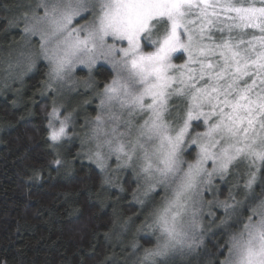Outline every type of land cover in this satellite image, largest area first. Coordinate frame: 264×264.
I'll return each instance as SVG.
<instances>
[{"label": "snow or ice", "instance_id": "6c2138e0", "mask_svg": "<svg viewBox=\"0 0 264 264\" xmlns=\"http://www.w3.org/2000/svg\"><path fill=\"white\" fill-rule=\"evenodd\" d=\"M246 2L247 0H105L101 5L103 13L98 25L92 26L83 39L79 35L66 38L62 54L55 51L49 54L48 49L43 44L40 45L41 55L51 62L49 75L54 79L64 80L77 64L87 65L91 70L101 58L111 61L118 77L121 71L127 73L124 83L114 79L111 84L105 85V99L101 100V108L120 98L122 107L131 106L129 116L137 109L151 110L152 115L140 125L139 135L134 143L129 142L128 150L123 142L116 143L115 147H111V141L107 142L110 151L116 155L117 167H120V161L129 164L139 147L143 151L142 171L151 176L152 159L144 144L140 143V137H157L159 147L156 152L162 153L157 159L162 167L157 166L155 170L162 176L174 174L181 164V147L191 122L203 117L207 124L211 117H218L215 123L208 126L207 131L197 132L191 139L193 145H199L197 159L195 163L188 164L187 171L175 189L174 199L168 202L155 220L165 239L155 248L144 249L140 264H167L166 260L158 261L156 258L166 257L176 243H185L182 239L184 234L177 231L175 223L185 208L182 198L191 199L189 194L195 190L198 181L204 185L211 184L214 174L227 173L229 166L240 157H246L251 164L264 161V6H255L256 2L264 5V0H253L245 6ZM50 15L45 9L44 17L36 18L37 23L41 19H48ZM71 18L64 14L60 20L52 18L50 23L56 31H62L67 28ZM154 21L163 28V34L157 39H153ZM220 25L222 27L219 31L223 33L226 29L229 35H222L217 43L210 32ZM249 28L258 29L261 35L253 36L248 41L231 35L233 29L243 33ZM24 31L33 35L38 32L35 25L25 27ZM39 34L43 39V33ZM71 36L69 33V37ZM109 36L127 41V47L117 48L114 44L107 43L106 38ZM142 37L151 41L155 46L154 51L142 50ZM257 45L260 51L256 50ZM118 53L120 56L116 59ZM174 54L178 60L183 59L184 54L187 58L182 64L176 65L172 63ZM216 57L218 59H214ZM32 66L30 63L29 67ZM173 69L177 72L175 76L169 75ZM257 80L260 84L258 92L254 91ZM137 85L142 87L137 89ZM47 87L51 85L48 84ZM183 95L190 98V105L182 127L172 136L163 119L167 111V98ZM148 98L150 102L146 103ZM205 103L210 105L211 111H203ZM49 116L58 119L59 110L53 107ZM68 119L69 117H65L60 120L58 128L49 122L48 135L52 142H59L67 135ZM95 119L98 122L96 130L99 131L102 120L100 116ZM257 124L259 132L256 130ZM217 135L220 139H217ZM222 140L226 146L214 151ZM94 155L100 168L104 169L107 163L102 154L97 151ZM208 161L212 162L211 170L205 167ZM53 163L60 165L61 160L56 159ZM255 180L256 174L250 172L246 187L251 188ZM153 187L155 185H149L147 191H151ZM220 203L227 210V203ZM148 227L151 228L152 225ZM245 227L248 228L249 225ZM232 247L237 249V257L231 264H264V219L252 226L249 238L243 244L237 241ZM225 264L229 262L225 261Z\"/></svg>", "mask_w": 264, "mask_h": 264}, {"label": "trees", "instance_id": "16d2710c", "mask_svg": "<svg viewBox=\"0 0 264 264\" xmlns=\"http://www.w3.org/2000/svg\"><path fill=\"white\" fill-rule=\"evenodd\" d=\"M28 2L0 0V264H140L144 249L160 243L153 233L161 208L158 193L141 197L131 170L108 180L97 163L83 155L74 134L97 114L99 95L114 70L101 63L92 74L79 72L87 84L62 102L74 110L76 126L69 137L52 142L48 125L55 95L46 89L47 61L38 57L36 44L25 39L28 9L23 7ZM247 31L261 35L258 29ZM231 35L245 40L240 33ZM56 159L60 165L53 163ZM224 184L220 199L230 200ZM251 187L245 199L235 191L231 201L241 203L235 218L211 226L191 250L156 259L167 264H223L232 238L264 199V161Z\"/></svg>", "mask_w": 264, "mask_h": 264}, {"label": "rangeland", "instance_id": "374dc122", "mask_svg": "<svg viewBox=\"0 0 264 264\" xmlns=\"http://www.w3.org/2000/svg\"><path fill=\"white\" fill-rule=\"evenodd\" d=\"M252 2L253 0H251L249 3ZM103 3H105V0H29L28 4L23 7V10L28 9V11L25 12V27H32L35 25L36 29L38 30L37 34L35 35H33L31 32H25V39L36 44L37 47L34 44L33 45L37 48L38 57L47 61L49 65V72L52 67L51 62L41 55L40 45L43 44L44 47L48 49L49 54L54 51L62 54V50L65 47L63 42L66 38L71 39L79 35V37L83 39L87 36V32L91 30L92 26L98 25L99 17L103 13V9L101 7ZM247 4H245V6H247ZM255 6L260 7L264 5H260L258 2H256ZM29 8H35V10L30 12ZM53 8H55L54 12ZM45 9L51 13V15L48 19H41L39 23H37L36 18L44 17ZM64 14L70 15L72 17L71 21L68 23L65 30L56 31L54 26L50 23V20L52 18L60 20ZM189 18L191 19L192 17ZM220 27H222V25L213 28L210 32V35L214 37L217 43L220 42V39L217 37L219 34L221 36L225 34L229 35L226 29L223 33H221L219 31ZM152 31L153 39H157L163 34V28L161 27V24H157L155 21L152 23ZM39 33H43V39H41ZM69 33L72 34L71 37H69ZM237 33H239V30L233 29L231 34ZM248 33L249 31H247V29H245L243 33H240L245 37L246 41L251 40L252 37L255 36H250ZM259 33L260 32H258V34ZM106 40L107 43L114 44L117 48L127 47V41L120 40L117 37L109 36L106 38ZM205 42L208 41L206 40ZM141 48L145 52L155 50V46H153L145 37L141 38ZM119 56L120 54L118 53L116 59H119ZM186 58L187 56L184 54L183 59L178 60L175 58L174 54L172 63L176 65L182 64ZM28 59L33 60L32 56H29ZM214 59H218V57ZM9 61L11 62V60ZM101 63L110 66L114 70V77L108 84H111L114 79H119L120 83L125 82L127 73L121 71L118 77L117 71L111 61L102 58L97 60L96 64L91 70L88 69L87 65L77 64L73 72L66 76L64 80L54 79L49 75L48 81H50L51 87H47L46 89L47 91L52 90L54 92L55 103L53 107L59 110V118L53 119L50 117V122L54 127L58 128L59 121L63 120L65 117H69L67 135L63 138L69 137L70 134L73 133L71 130L74 128L73 125L76 126L74 110L70 111L69 109L67 110L66 107H63L62 102L64 104L67 103L65 96H67L69 93L72 94L73 92H76L75 90H78L87 84L84 80H82L83 78L79 76V72L81 70H85L92 74L95 67ZM169 75H177L176 70H171ZM248 83H251V80H248ZM175 86L176 85H173V87ZM141 87L142 85H137V89ZM104 88L99 95V109L95 117L89 120L86 123L84 129L81 131L74 129V134L81 140L82 153L88 158L90 156L93 157L90 160L96 162L94 154L99 151L107 163V166L102 170L105 172L108 180L110 181H116V179H118V174H122L128 170L134 172V177L140 184L138 194L141 197L147 195L149 197L152 192L155 194L158 193L160 198V203L158 206L161 207L158 213L159 215L163 209L167 207L168 202L174 199L175 189L179 184L181 177H183L184 172L187 171L188 164L195 163L197 159L199 145H193L191 143V139L196 135L197 132L203 133L207 131L208 126L215 123L218 117H211L207 124L204 122L203 117L191 122V127L189 128L188 133L185 135L184 143L181 147V164L179 166V170L174 174L169 173L167 176H162L155 170L157 166L162 167V165L158 163L157 159L158 155H161L162 153L156 152V149L159 147V138L153 137L152 139H148L147 136L140 137V143L144 144V147L147 149L153 163L152 173L151 176H149L147 173L142 171V165L144 163L143 151L139 147H137L136 155L129 164H124L122 161H120V167H117L118 162L116 160V155L110 151V145L107 142H112L111 147H115L116 143L118 142H123L126 145V150H128L129 142L134 143L136 137L139 135L140 125H143L144 121L148 120L152 115L151 110L137 109L131 116H129L131 106L122 107L120 98L112 100L110 103L105 104V106L101 108V100L105 99ZM255 90L256 92L260 90L259 80H257V87ZM169 91H171V89H169ZM71 94L69 95V99H71ZM252 98L254 99L255 96L253 95ZM167 99V111L164 113L163 119L168 125L169 134L175 136L182 127L183 121L186 118V112L190 105V98L187 95H183L169 96ZM74 100L76 102L77 98H74ZM59 101L61 102L62 106H60ZM149 102L150 98L146 99V103ZM203 111H211L210 105L205 103L203 105ZM97 116H100L102 120V123H99V128L101 129L99 131L96 130L98 127V122L95 118ZM113 129H115V131H113ZM256 130L257 132L260 131L258 124L256 125ZM217 139H220L219 135H217ZM257 144H259V140H257ZM221 146H226L225 141L222 140L221 144L217 145L214 151H219ZM190 156H192L191 159H189ZM260 163L261 161H256L255 164H251L246 157H240L237 159V161H234L233 164L229 166L227 173L223 175L214 174L211 184L204 185L202 182L198 181L195 190L189 194L191 199H187V197L182 198L185 203V208L181 212L180 216L176 219L175 223L177 231L184 234L182 239H184L185 243H176L175 247L169 251L168 255L173 251L178 252L180 250H191L198 244L199 238H202L206 230L209 231L211 226L217 222L227 223L231 219L235 218L239 212L241 203H233L231 199L237 195L234 194L235 191H241L244 194V199L245 196L251 194L250 192L252 187H246L247 182H243V179L246 177L248 180L250 172H254L256 174L258 168L260 167ZM97 165L99 166L98 163ZM205 167L211 170L212 162L208 161L205 164ZM201 180H203V176L201 177ZM228 180H230L229 183L231 182L230 185L226 183ZM223 184L227 185L229 189L228 193L230 200L220 199V192L222 190L221 187ZM149 185H155V187H153L151 191H147ZM146 192L147 194H145ZM221 201L227 203V210H225V207L222 206L220 203ZM158 208H156V210H158ZM173 211H175V209H173ZM262 219H264V199H262L254 208L251 209V215L245 223V225H249V227L246 228L244 225L243 229L232 238L230 249L231 254L229 251V255L225 261H228L229 264H231V262L236 259L237 249L233 248L232 245L237 241L240 242V244H243L249 238V232L252 230V226L257 225ZM154 227L155 229H153V233L155 235L157 234L160 243L163 242L165 236L161 233L159 226L157 225L156 227V223ZM192 236H195L196 242L190 244V238ZM225 261L223 264H225Z\"/></svg>", "mask_w": 264, "mask_h": 264}, {"label": "clouds", "instance_id": "9594fccd", "mask_svg": "<svg viewBox=\"0 0 264 264\" xmlns=\"http://www.w3.org/2000/svg\"><path fill=\"white\" fill-rule=\"evenodd\" d=\"M150 43H151V41H149ZM198 226V225H197ZM192 241H195V236H192L191 238H190V242H192ZM196 242V241H195Z\"/></svg>", "mask_w": 264, "mask_h": 264}]
</instances>
